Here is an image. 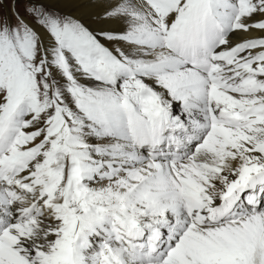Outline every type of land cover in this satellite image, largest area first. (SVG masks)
<instances>
[{"label": "snow or ice", "instance_id": "snow-or-ice-1", "mask_svg": "<svg viewBox=\"0 0 264 264\" xmlns=\"http://www.w3.org/2000/svg\"><path fill=\"white\" fill-rule=\"evenodd\" d=\"M0 264H264V0H0Z\"/></svg>", "mask_w": 264, "mask_h": 264}]
</instances>
